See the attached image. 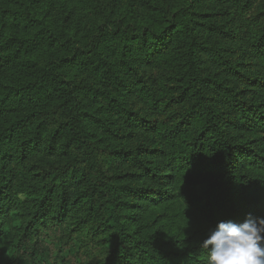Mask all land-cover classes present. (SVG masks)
<instances>
[{
    "label": "trees",
    "instance_id": "trees-1",
    "mask_svg": "<svg viewBox=\"0 0 264 264\" xmlns=\"http://www.w3.org/2000/svg\"><path fill=\"white\" fill-rule=\"evenodd\" d=\"M205 1L210 14L199 11ZM4 2L1 27L11 32L0 46V75H8L0 84V244L15 223L21 233L15 246L32 262L65 249L77 264H206L202 226L239 223L247 213L264 217V103L248 96L252 89L261 95L264 83L226 86L225 109L219 108L205 91L211 78L203 66L206 52L215 57L211 40L228 38L213 20L218 11L233 21L248 15L237 31L246 51L228 64L229 73L247 66L264 72V10L257 0H166L149 20H111L92 0L90 13L101 19L76 24L59 23L48 0ZM154 55L177 64L175 80L185 86L174 89L171 102L190 98L189 107L131 151L98 146L86 129V101L114 108L115 93L129 98L139 91L155 100L138 73ZM86 75L100 88L79 79ZM36 124L64 146L50 152V170H33L36 182H25L21 170L38 144H15ZM128 164L138 167L145 186L132 183ZM22 194L29 207L15 210Z\"/></svg>",
    "mask_w": 264,
    "mask_h": 264
},
{
    "label": "rangeland",
    "instance_id": "rangeland-1",
    "mask_svg": "<svg viewBox=\"0 0 264 264\" xmlns=\"http://www.w3.org/2000/svg\"><path fill=\"white\" fill-rule=\"evenodd\" d=\"M48 1L51 16H54L61 24L84 23L92 20L93 16L101 19V16L92 15L90 13L94 10L93 4H91L92 0ZM162 2L165 3L166 0H99L101 8L105 11V15L111 20L124 18L125 15L133 16V19L137 20H149L152 14H161L162 7L159 12L156 11L159 9V4H163ZM211 6L209 1H205L204 3L201 2L198 5V7H200V12L205 11L209 14L214 11L213 6ZM7 7L8 5L4 0H0V46L10 39L9 34L11 28L1 27ZM257 7L259 11L264 10V0H257ZM215 15L213 19L215 24L228 32V38H222L220 41L214 38L209 44L214 48L213 54L215 57H213L212 54L208 56V52L205 54V63L203 65L205 68L204 75L205 77L211 78L208 84L209 87L207 86L205 91L215 106L225 109L223 105L226 99V92L224 91L227 88L226 86H236L238 89L254 87L255 89L257 86L264 83V72L261 70V66H247L244 68V71L240 70L239 73H229L228 64H231V62L235 60L240 62L241 59L239 56L246 51L242 37L238 36L237 31L240 30L242 24L248 21V15L239 14L240 16L237 15L236 18H234L235 21H233L234 15L231 13H227L226 16L224 13L218 14L217 11ZM104 19L105 17L103 16V20ZM202 19H199L198 23H204V21H201ZM210 24L213 25V23ZM244 58L246 62L251 60L246 57ZM258 63H260V60H258ZM142 64H144L143 61ZM176 65L177 64L174 65L170 57L166 59L165 56L157 57L154 55V62L152 65H141L138 68V73L144 85H146V87H152L150 90L157 94L155 100L149 99L150 97L147 96L148 92L142 93V91H139L129 98L123 96V93H115L119 100L116 102L117 107L115 105L114 108L111 107L110 103L107 104V102L99 103L98 100H94L89 103L86 101V104L91 105L86 108L87 112L90 114L85 118L86 129L87 132L92 135L93 140L98 146L110 148V150L112 148L131 151L133 147L147 143L149 138L159 132L160 129L162 131V122L169 121V123H173L178 119L176 116L181 117L185 113V110L190 105L189 102H192L190 98L186 100L181 98L178 103L171 102V98L176 96L174 89L183 88V86H185L182 82L175 80L176 77L181 78L180 72H176ZM7 77L8 75H0V84L1 80H5ZM79 79H84V83L92 84V86L100 88L99 85L95 84V79L89 75L84 77L80 76ZM134 83L135 81H132V84ZM218 84H223V86H225L221 92L217 90ZM124 93H127V90ZM248 96L251 100L255 97V101L258 100L264 103V91L259 95L254 93L252 89L248 93ZM128 110L132 113L128 114ZM132 116L135 118L134 124L130 122ZM138 123L139 125H137ZM156 124L158 130L154 132ZM163 132L167 133L168 130L165 128ZM58 138L59 140L56 139V141H52L49 132L46 131L44 127L39 129L36 124L30 127L28 133L23 134L17 144H15L17 148L26 140L33 144H35V141L38 144L32 147V155L25 160V165L27 167H23L21 170L22 176L27 178L25 182H36L33 176L35 172L50 170L51 161L53 159L52 153L50 152L55 151V146H57V150L64 146V140H62L61 137ZM51 147H53L54 150ZM124 168L127 171L135 173L132 179L133 184L145 186L144 181L140 180L141 177L137 175L139 171L138 167L128 164ZM205 188V185H200L198 187V193H203ZM21 197L22 199L15 210H26L29 207L24 203L26 196L22 194ZM14 225L15 223L9 225L8 232L1 240L0 264H47L48 262H51V264H77L76 262H72L71 253L69 250L65 249L63 251L55 249L51 255L46 254L44 257H38L35 262L30 261L28 257L22 254L21 248L15 246L21 233L16 230ZM201 228L205 231L206 238L209 231L215 227L204 225Z\"/></svg>",
    "mask_w": 264,
    "mask_h": 264
},
{
    "label": "clouds",
    "instance_id": "clouds-1",
    "mask_svg": "<svg viewBox=\"0 0 264 264\" xmlns=\"http://www.w3.org/2000/svg\"><path fill=\"white\" fill-rule=\"evenodd\" d=\"M206 264H264V217L219 221L202 242Z\"/></svg>",
    "mask_w": 264,
    "mask_h": 264
}]
</instances>
